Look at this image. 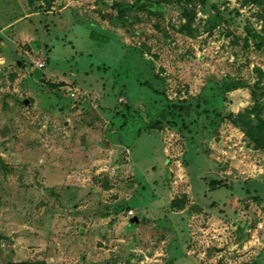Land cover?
Wrapping results in <instances>:
<instances>
[{
  "label": "rangeland",
  "instance_id": "374dc122",
  "mask_svg": "<svg viewBox=\"0 0 264 264\" xmlns=\"http://www.w3.org/2000/svg\"><path fill=\"white\" fill-rule=\"evenodd\" d=\"M136 1L0 0V263L264 264V0Z\"/></svg>",
  "mask_w": 264,
  "mask_h": 264
},
{
  "label": "trees",
  "instance_id": "16d2710c",
  "mask_svg": "<svg viewBox=\"0 0 264 264\" xmlns=\"http://www.w3.org/2000/svg\"><path fill=\"white\" fill-rule=\"evenodd\" d=\"M131 9L135 10H148L154 11L156 4L152 0H137L129 5ZM243 122L239 126L243 128L244 134L257 146L264 147V120L255 112L254 117L251 119L248 115L243 117ZM0 264H46L43 261L27 262H7Z\"/></svg>",
  "mask_w": 264,
  "mask_h": 264
},
{
  "label": "water",
  "instance_id": "95a60500",
  "mask_svg": "<svg viewBox=\"0 0 264 264\" xmlns=\"http://www.w3.org/2000/svg\"><path fill=\"white\" fill-rule=\"evenodd\" d=\"M24 103H26V101ZM191 208L194 209L195 211H199L200 210V206L198 204H195V203L192 204Z\"/></svg>",
  "mask_w": 264,
  "mask_h": 264
},
{
  "label": "built area",
  "instance_id": "2783aa9c",
  "mask_svg": "<svg viewBox=\"0 0 264 264\" xmlns=\"http://www.w3.org/2000/svg\"><path fill=\"white\" fill-rule=\"evenodd\" d=\"M40 66H41V64H40Z\"/></svg>",
  "mask_w": 264,
  "mask_h": 264
}]
</instances>
